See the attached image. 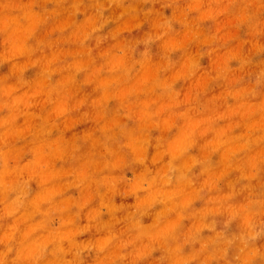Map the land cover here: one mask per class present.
<instances>
[{"label":"clouds","instance_id":"1","mask_svg":"<svg viewBox=\"0 0 264 264\" xmlns=\"http://www.w3.org/2000/svg\"><path fill=\"white\" fill-rule=\"evenodd\" d=\"M0 264H264V0H0Z\"/></svg>","mask_w":264,"mask_h":264}]
</instances>
